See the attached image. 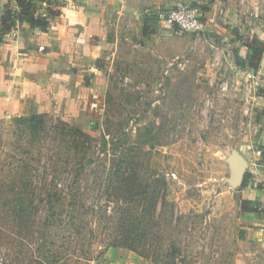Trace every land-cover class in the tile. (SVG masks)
Instances as JSON below:
<instances>
[{
	"label": "rangeland",
	"instance_id": "obj_1",
	"mask_svg": "<svg viewBox=\"0 0 264 264\" xmlns=\"http://www.w3.org/2000/svg\"><path fill=\"white\" fill-rule=\"evenodd\" d=\"M171 26L160 57L102 56L79 115L0 118V264H264V56L249 68L240 42L264 26Z\"/></svg>",
	"mask_w": 264,
	"mask_h": 264
},
{
	"label": "crops",
	"instance_id": "obj_2",
	"mask_svg": "<svg viewBox=\"0 0 264 264\" xmlns=\"http://www.w3.org/2000/svg\"><path fill=\"white\" fill-rule=\"evenodd\" d=\"M192 1L47 0L46 11H59L58 15L50 16L47 31L31 28L24 22L6 33L0 43V118L48 112L79 115L85 90H92L94 70L103 66L102 56L108 53L109 62L115 58L125 60L121 52H116L126 45L137 47L132 51L149 50L160 57V43L171 46L170 37L176 35L163 15ZM195 2L208 3L203 17L207 19L208 28L215 32L226 31L229 23L237 25L239 30H257L264 26V15L255 20L252 15H246L251 10L247 5L249 0ZM251 3L256 7L254 0ZM8 4L15 8L14 1L0 0V18ZM256 22L261 25L257 26ZM171 50L168 49L169 63ZM87 70L92 73L89 81L83 79ZM76 92L79 95H75ZM248 192L255 202H261V190L254 187ZM255 217L257 220L248 227L257 232H251L249 237L264 245L261 233L264 220Z\"/></svg>",
	"mask_w": 264,
	"mask_h": 264
},
{
	"label": "trees",
	"instance_id": "obj_3",
	"mask_svg": "<svg viewBox=\"0 0 264 264\" xmlns=\"http://www.w3.org/2000/svg\"><path fill=\"white\" fill-rule=\"evenodd\" d=\"M16 4L13 9L9 4L5 7L4 13L0 18V43L4 35L10 32L16 25L28 23L31 28L47 31L49 26V16L58 15L59 11L53 9L48 10V15L37 14L35 11L36 3H44L47 0H12ZM203 12L207 10V5H202ZM241 43L248 50L247 66L257 70L261 66V61L264 56V40L260 39L256 34L245 35L240 37ZM258 95L264 99V89L258 91ZM264 113V107H263ZM28 121H33L35 124L40 123L42 118L40 114H33L27 118ZM242 186H245V181H241ZM243 186V187H244ZM251 198H246L241 201V209L243 212H255L257 207H252L250 202ZM124 247L133 248L129 244L122 245Z\"/></svg>",
	"mask_w": 264,
	"mask_h": 264
},
{
	"label": "built area",
	"instance_id": "obj_4",
	"mask_svg": "<svg viewBox=\"0 0 264 264\" xmlns=\"http://www.w3.org/2000/svg\"><path fill=\"white\" fill-rule=\"evenodd\" d=\"M196 4H203L195 2ZM203 11L200 6L181 5L168 11L163 15L168 24H174L181 30L194 33H205L208 31V25L202 20ZM253 17L257 19L259 14L257 11L253 13ZM43 47H41L42 49Z\"/></svg>",
	"mask_w": 264,
	"mask_h": 264
},
{
	"label": "water",
	"instance_id": "obj_5",
	"mask_svg": "<svg viewBox=\"0 0 264 264\" xmlns=\"http://www.w3.org/2000/svg\"><path fill=\"white\" fill-rule=\"evenodd\" d=\"M238 61H239L240 64H242V65L244 64L242 59H239Z\"/></svg>",
	"mask_w": 264,
	"mask_h": 264
}]
</instances>
